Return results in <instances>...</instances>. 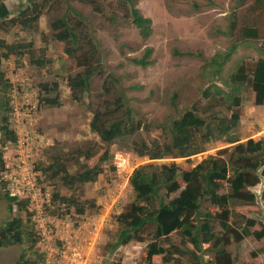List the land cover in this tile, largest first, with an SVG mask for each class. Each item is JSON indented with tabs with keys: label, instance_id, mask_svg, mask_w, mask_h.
<instances>
[{
	"label": "trees",
	"instance_id": "1",
	"mask_svg": "<svg viewBox=\"0 0 264 264\" xmlns=\"http://www.w3.org/2000/svg\"><path fill=\"white\" fill-rule=\"evenodd\" d=\"M124 1L130 6L131 24L137 28L140 38L147 40L153 32L151 20L141 15L135 7V0ZM250 1L236 0L235 7L244 9L230 24L228 32H222L231 37L223 52L208 58L201 51H173L175 57L201 60L198 79L204 83L199 88L200 98L205 101L203 105L192 103L179 112L173 100L176 119L144 124L126 105L124 96L113 88L117 78L108 76L104 80V100L92 111L88 124L90 131L104 144L136 138L131 140V151L138 158L149 161L135 168L128 179L126 208L115 217L119 232L109 245V252L139 242L146 245L147 264H181L182 259H186L185 264H254L250 260L235 261L228 250L230 242L264 239V223L235 212L237 207H245L252 213L257 211L256 186L261 187L264 195V137L242 141L236 134L241 124L240 108L245 95L252 96L255 105L264 106V42L260 41L264 0H252L246 6ZM86 3L101 10L96 0H87ZM21 4L17 15L11 17L8 7L0 2V31L4 35L14 33L12 40L0 38L2 146L17 140L10 127L12 84L3 69L4 63L10 58L22 61L27 55L32 66L43 69L40 74L43 77L48 73L45 67L50 64L44 58L45 51L40 50L41 57L34 41L26 39L28 34L31 36V32L38 31L37 24L44 8L32 0ZM72 23L60 17L51 24L52 39L64 45L63 60L72 58L76 72L73 76H58L56 81L40 85L39 99L45 107L62 106L61 84H66L71 99L79 102L89 92L91 80L99 72V57L87 43L88 38L78 36L76 24ZM151 53L152 49L148 48L141 58L132 61L142 68L148 67L152 63L148 60ZM248 61L253 63L250 68L246 67ZM110 97L112 100H108ZM216 107L225 113H214ZM212 146L218 149L217 154L206 156L191 169H184L176 163L178 160L191 162ZM92 152L86 150L76 154L89 161L94 156ZM101 154L95 161H111L107 150H102ZM2 158L0 152V174L4 170ZM72 159L53 157L50 164L35 167L59 187L71 192L68 196L57 190L52 192L44 207L45 216L64 218L70 209L77 216H83L87 210L94 209L92 201L80 202L76 192L80 186L96 183L104 168L84 165L81 173L72 174L67 167ZM164 160H171V163ZM106 170L115 168L109 166ZM4 198L9 203L8 212L11 213L14 206L18 215L2 225L0 248L21 247L13 264H45L46 255L38 251L41 237L27 211L28 200L9 194ZM62 206L66 209L63 210ZM22 213L26 217H21ZM172 236L179 237L178 244L170 240ZM262 253L264 249L254 251L251 257Z\"/></svg>",
	"mask_w": 264,
	"mask_h": 264
},
{
	"label": "rangeland",
	"instance_id": "2",
	"mask_svg": "<svg viewBox=\"0 0 264 264\" xmlns=\"http://www.w3.org/2000/svg\"><path fill=\"white\" fill-rule=\"evenodd\" d=\"M0 1L7 5L11 17H14L18 13V5L21 6L26 0ZM32 1H41L46 7L38 21V31L31 36L28 34L26 39L34 41L39 53L40 50L45 51L44 58L50 64L45 67L48 73L44 77L40 75L43 69L37 70L32 66L27 55L22 61L10 58L3 65L12 84L10 127L16 133L17 140L2 146L0 133V152L5 164L0 177V229L6 221L18 215L14 206L12 212H8L9 203L4 196L9 194L28 200L27 211L41 237L38 251L46 255L45 264H147L145 243L133 242L114 252L107 250L119 232L115 217L126 208L129 194L127 179L130 172H125L121 167V163L128 159L124 154H132V166L149 161L138 158L131 151V140L136 138L104 144L90 131L88 124L92 111L104 100L103 80L108 74L119 77L117 91L123 92L126 105L144 124L172 120L175 116L173 100L179 112L192 103L203 105L205 101L200 98L199 88L204 83L198 79L201 60L196 57H175L173 51H201L208 58L223 52L231 37L222 32H228L230 24L244 8L235 7L236 0H135L153 25L152 37L143 41L130 23V7L124 1L96 0L98 8L103 10L101 16L91 12L95 11V7H88L87 0ZM66 5L85 17L86 23L81 32L96 38L99 44L96 56L103 62L102 75L93 78L89 92L79 102H74L66 84H61L62 106L49 108L40 103V85L52 83L58 76H73L76 72L72 58L63 60V45L50 41V37L41 36L49 35L51 24L66 12ZM260 29V41L263 43L264 18ZM12 34L4 35L0 31V38L12 40ZM147 47L153 49L148 58L152 63L141 68L132 60L141 58ZM252 64L248 61L246 67L250 68ZM245 98L240 108L241 124L236 132L237 137L242 141L264 137V106L255 105L248 93ZM213 111L225 113L217 107ZM1 116L0 110V121ZM86 150L93 151L95 157L86 161L77 156V152ZM102 150L109 152L111 161H95L102 155ZM217 150L212 146L191 162L178 160L176 163L184 169H191L206 156L216 155ZM53 157H72L67 163L72 174L81 173L84 165L104 168L96 183L80 186L76 192L80 202L90 200L94 209L87 210L83 216H77L72 209L64 218L45 216L44 207L49 203L52 192L57 190L61 195L71 194L35 169L37 164H50ZM164 162L169 164L171 160ZM114 164L117 165L115 171L106 170ZM254 189L257 211L252 213L245 207H237L235 212L264 223V195L261 187ZM62 209L66 208L62 206ZM20 215L26 217L23 213ZM23 220L26 221L25 218ZM170 240L178 244L179 237L172 236ZM260 249H264V239L256 242L253 238H247L240 243L230 242L228 246L235 261L250 260L254 264L264 263V253L251 257L252 252ZM20 250L19 246L1 248L0 264H13ZM155 260L160 262L159 259ZM185 263L186 259H182L181 264Z\"/></svg>",
	"mask_w": 264,
	"mask_h": 264
},
{
	"label": "clouds",
	"instance_id": "3",
	"mask_svg": "<svg viewBox=\"0 0 264 264\" xmlns=\"http://www.w3.org/2000/svg\"><path fill=\"white\" fill-rule=\"evenodd\" d=\"M121 1H124V0H121ZM1 2V1H0ZM33 2H38L39 4H41V6H43V8H45L46 6H45V4H42V2L41 1H33ZM125 2V1H124ZM1 3H3V2H1ZM134 3H135V1H134ZM87 4V3H86ZM125 4H127V5H129L127 2H125ZM4 5H6L5 3H4ZM7 6V5H6ZM87 6L89 7V5L87 4ZM130 7V6H129ZM135 7L139 10V12L141 13V15H143L144 17H146V18H149V17H147V16H145L143 13H142V11L140 10V8L138 7V5H136L135 4ZM9 9V8H8ZM66 12L64 13V14H62V15H60V16H58L55 20H57L58 18H60V17H64L65 19H66V21L67 20H70L71 21V23H72V21H73V23L74 24H76L75 25V28H77L78 29V31L77 32H79L78 33V36L79 37H81V36H85V38H88V44L90 45V47H91V49H94V51H95V55L98 53V42L96 41V38L94 37V35H91V34H86V33H82L81 32V28L83 27V26H85V23H86V19H85V17H83V15H81V13L80 12H78V11H76V10H74L72 7H70V6H68V5H66ZM99 9H101V10H95V11H91V12H93V13H95V14H97V15H99V16H101V14H102V12H103V10H102V8L100 7ZM129 14H130V10H129ZM130 18V17H129ZM150 19V18H149ZM151 20V19H150ZM54 22V21H53ZM152 22V21H151ZM73 23H72V25H73ZM130 23H131V20H130ZM38 25V24H37ZM132 25V24H131ZM133 26V25H132ZM134 27V26H133ZM50 28H51V26H50ZM135 28V27H134ZM136 30H137V28H135ZM152 31H153V25H152ZM137 32H138V30H137ZM31 34H32V32H31ZM48 35V34H47ZM139 35V34H138ZM152 35H153V32H152ZM152 35L147 39V40H149L151 37H152ZM41 36H43V34H41ZM48 37H50V41H52V42H54V43H56L57 45H59V43L58 42H55L53 39H52V31L50 30L49 31V35L48 36H44V37H42V38H48ZM140 37V36H139ZM141 39V38H140ZM142 40V39H141ZM147 40H143V41H147ZM63 47H64V45H63ZM148 48H150V47H147V48H145V50L146 49H148ZM90 49V50H91ZM150 49H152V48H150ZM145 50H144V53H145ZM152 52H153V49H152ZM152 54V53H151ZM99 57V56H98ZM211 57V56H210ZM99 59H100V65H99V72L94 76V77H96V76H100V75H102V73L100 72V70H101V67H102V60H101V58L99 57ZM150 61H151V59H150ZM135 64V63H134ZM142 68V67H141ZM75 75V74H74ZM108 76H113V77H115V78H117V83L116 84H112V86H113V88L115 89V90H117V85L118 84H120V80H119V77H117V76H114L113 74H108L106 77H108ZM93 77V78H94ZM104 78V80H106L107 78ZM93 78H92V80H93ZM92 80H91V82H92ZM104 80H103V83H104ZM102 83V84H103ZM67 87V86H66ZM68 88V87H67ZM90 88H91V85H90ZM68 92L70 93V89L68 88ZM117 93H118V91H116ZM121 94H122V96H124V94H123V92L120 90L119 91ZM112 93L113 94H115V92L112 90ZM206 153V152H205ZM204 154V153H203ZM3 155V154H2ZM125 155V157H127L128 159H126L127 161H124L123 163H121V167L123 168V170L125 171V172H130V174H129V177L131 176V174H132V172H133V170L135 169V168H137L138 166H140V165H138V166H135L134 164H133V166H132V162H130V155L132 156V154H130V153H125L124 154ZM202 155V154H201ZM3 159V158H2ZM202 161V160H201ZM128 162V163H127ZM3 163H4V161H3ZM113 166V165H112ZM117 165H115L114 164V168H115V170L117 169V167H116ZM4 168H5V164H4ZM114 170V171H115ZM3 172H4V170H3ZM2 172V173H3ZM2 173L0 174V177H1V175H2ZM129 177H128V179H129ZM128 179H127V186L129 187V183H128ZM17 197V196H16ZM121 213V212H120ZM119 213V214H120ZM118 214V215H119ZM117 215V216H118ZM54 218H57V217H54ZM1 249V248H0Z\"/></svg>",
	"mask_w": 264,
	"mask_h": 264
},
{
	"label": "built area",
	"instance_id": "4",
	"mask_svg": "<svg viewBox=\"0 0 264 264\" xmlns=\"http://www.w3.org/2000/svg\"><path fill=\"white\" fill-rule=\"evenodd\" d=\"M128 163V162H127Z\"/></svg>",
	"mask_w": 264,
	"mask_h": 264
}]
</instances>
